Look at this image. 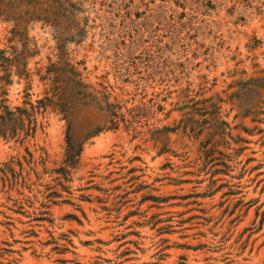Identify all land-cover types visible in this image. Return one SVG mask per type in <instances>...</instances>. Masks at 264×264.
<instances>
[{
    "label": "rangeland",
    "instance_id": "374dc122",
    "mask_svg": "<svg viewBox=\"0 0 264 264\" xmlns=\"http://www.w3.org/2000/svg\"><path fill=\"white\" fill-rule=\"evenodd\" d=\"M65 4L0 15V264H264V0Z\"/></svg>",
    "mask_w": 264,
    "mask_h": 264
},
{
    "label": "trees",
    "instance_id": "16d2710c",
    "mask_svg": "<svg viewBox=\"0 0 264 264\" xmlns=\"http://www.w3.org/2000/svg\"><path fill=\"white\" fill-rule=\"evenodd\" d=\"M75 4L71 7L65 4V0H0V15L15 21L16 26L21 27L31 21H41L43 24L52 25L61 32L71 29L75 22ZM3 61H9L10 58L4 56ZM57 89H55V92ZM58 91L55 95H57ZM61 94L55 101L53 98L49 99L56 105H62ZM39 106H47L44 99L38 100ZM33 108L35 107L32 104ZM26 119L30 120V116L25 118L24 109L18 106L15 110L8 105L2 104V111L0 112V137L7 136V133H15L18 129H25ZM31 122V120L29 121ZM69 142V157L78 155L73 150L71 137H68ZM71 155V156H70Z\"/></svg>",
    "mask_w": 264,
    "mask_h": 264
}]
</instances>
